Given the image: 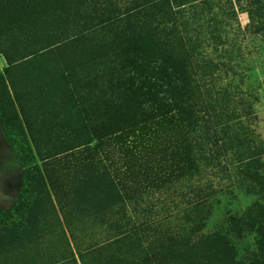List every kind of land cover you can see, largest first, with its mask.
<instances>
[{"label": "rangeland", "instance_id": "374dc122", "mask_svg": "<svg viewBox=\"0 0 264 264\" xmlns=\"http://www.w3.org/2000/svg\"><path fill=\"white\" fill-rule=\"evenodd\" d=\"M31 1L7 34L38 49L83 36L86 63L28 46L10 74L0 51V264H179L185 243L189 263L264 264V0ZM36 14L47 22L21 25ZM129 42L145 57L128 69L136 106L156 95L191 117L125 157L104 136L111 71L90 59Z\"/></svg>", "mask_w": 264, "mask_h": 264}, {"label": "trees", "instance_id": "16d2710c", "mask_svg": "<svg viewBox=\"0 0 264 264\" xmlns=\"http://www.w3.org/2000/svg\"><path fill=\"white\" fill-rule=\"evenodd\" d=\"M9 1L11 0H0V9H2L3 12L5 10L7 12L6 15H0V20H2L0 29L4 30V32H1L0 36V51L4 54V58L7 63L4 71L11 74L13 70H16L17 67H19L20 64L17 62V60L19 59L20 55H18V52L19 50L28 48V46L33 49V59H37L39 57H50L54 56L55 54L58 55L59 51L66 49L71 50L68 61L69 65L83 66V64L86 63L83 61L84 57L82 53L80 51L78 52L77 49L83 36H74L72 38L66 39L65 41H59L57 42V45L51 48L41 47L38 49L36 46L37 42H30L29 38L31 36L25 38L11 37L8 35L7 31L11 32L12 28L18 25L19 20L21 19L19 15L15 14V12L12 13V11L15 10V7L13 6L19 4L28 5L26 2L29 3L30 0ZM33 2L34 0L31 1V3ZM67 2H70V0ZM35 5L36 4H32L31 7L33 8ZM44 22H47V20L43 15L40 17H38L37 14L33 17L25 15L24 21H22L21 25H25V28L30 31L31 29L29 28L32 26V24L36 25V23ZM13 23L14 25H12ZM133 45L134 44L132 42L126 43V45L122 48L123 53L121 55L114 54L113 56H109L103 54L102 56H92L90 59V63L97 61L101 62L111 71L112 77L110 81L112 80V84L110 87L112 88V91L110 94L116 95L117 98L115 100H111V104L113 103L112 105L115 108L112 107L110 109L114 110V114L117 115V118L109 124V133L104 136H107L109 140L114 141V143L117 144L118 149L124 153L125 157L134 156L136 155L135 153L141 152L147 147H153L156 145L161 139V134L165 130H170V132H173L177 127V115L186 114L188 118L191 117L189 112L184 111L181 107H179L176 102H173V99H171L172 101L170 103L164 101L162 98H159L156 95H153L152 97L155 104L153 110L145 109L143 106H141L140 102H137L138 105L136 106V103L134 102L135 94L141 89L134 85V78L131 76L128 69H136L137 71L142 70L144 65L142 59L145 57L141 59L140 63L139 57L132 58L129 53ZM62 65L66 66L64 62H62ZM146 92L150 95L152 94V90L148 87L146 88ZM166 92H168L169 95L173 97L175 94V89L170 88ZM9 98L10 93L7 88L5 78L0 72V105L3 104L1 109L5 110L4 104ZM136 108L138 109V112H136ZM131 110H133V112H131ZM13 120L15 121L16 119ZM100 126L101 130L105 128V126H103V121ZM2 213L8 212L2 211ZM178 243L179 242L174 240L170 245L177 246ZM179 248H182L180 251H187L179 259V264H195V260L192 261L191 259L189 263L187 256L190 252L192 254L194 252L193 249L198 248V246L185 243L184 245L179 246ZM209 251H214V255L217 256L216 258L218 260L220 259L218 257V255H220L218 244L210 243ZM160 258L162 257L160 256ZM157 264L165 263L161 261V263L158 262ZM166 264L168 263L166 262Z\"/></svg>", "mask_w": 264, "mask_h": 264}]
</instances>
